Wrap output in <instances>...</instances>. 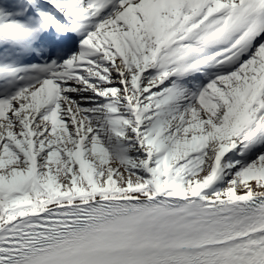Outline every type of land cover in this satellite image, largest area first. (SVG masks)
<instances>
[{"label":"snow or ice","instance_id":"6c2138e0","mask_svg":"<svg viewBox=\"0 0 264 264\" xmlns=\"http://www.w3.org/2000/svg\"><path fill=\"white\" fill-rule=\"evenodd\" d=\"M0 264H264V0H0Z\"/></svg>","mask_w":264,"mask_h":264}]
</instances>
